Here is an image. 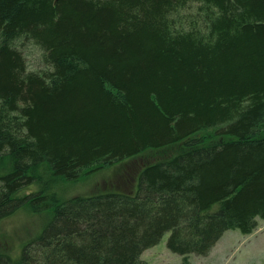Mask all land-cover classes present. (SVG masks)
<instances>
[{"label":"trees","instance_id":"16d2710c","mask_svg":"<svg viewBox=\"0 0 264 264\" xmlns=\"http://www.w3.org/2000/svg\"><path fill=\"white\" fill-rule=\"evenodd\" d=\"M23 43L47 70L28 71ZM133 161L124 192L67 195ZM17 213L41 231L0 264H146L166 233L189 264L252 234L264 0H0V221Z\"/></svg>","mask_w":264,"mask_h":264},{"label":"rangeland","instance_id":"374dc122","mask_svg":"<svg viewBox=\"0 0 264 264\" xmlns=\"http://www.w3.org/2000/svg\"><path fill=\"white\" fill-rule=\"evenodd\" d=\"M19 50L26 61L28 71L47 70L41 61V52L32 44L23 43ZM140 165L141 161H133L94 173H82L79 182L68 187L67 195L86 197L98 193L124 192L121 190H127L129 186L127 175L135 173L136 167ZM117 173L119 176L122 173L124 178H117ZM40 231L38 217L25 213H17L1 220L0 254L16 256L21 252V244ZM168 237L169 233L164 234L158 244L145 250L140 256V261L146 264H180L181 257L166 247ZM188 261L189 264H264V220H257V227L250 235H243L237 230L224 232L207 257L190 255Z\"/></svg>","mask_w":264,"mask_h":264}]
</instances>
